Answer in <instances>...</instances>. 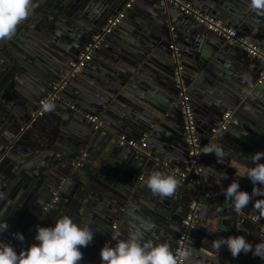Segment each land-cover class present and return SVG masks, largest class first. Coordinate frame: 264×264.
<instances>
[{
    "label": "water",
    "instance_id": "obj_1",
    "mask_svg": "<svg viewBox=\"0 0 264 264\" xmlns=\"http://www.w3.org/2000/svg\"><path fill=\"white\" fill-rule=\"evenodd\" d=\"M140 1L135 0L138 8L129 12L136 20L132 37L108 55L110 62L100 76H90L89 91L81 90L83 94L80 92L71 103L64 96L72 83L86 81V68L41 117L34 118V114L50 93L52 83L70 69L93 36L120 9L113 0H100L99 5L98 0H32L30 15L17 26L13 37L0 41V220L31 242L38 226H51L65 215L80 225H89L94 237L81 248L79 264H99L100 250L112 235L114 224H119L117 231L124 238L135 213L154 225L145 239L167 243L174 252L187 216L177 210L179 202L172 200L178 195L177 188L171 196L159 197L139 180L152 171L172 175L159 164L171 162L175 168L173 158L185 157L188 161L182 107L174 82L176 65L167 32L169 22L182 27L177 20L188 17L162 0H145L148 4L143 5ZM231 6V12H236L231 26L254 36L259 21L253 17L256 13L249 20L245 18L252 10L249 0H235ZM196 27L192 23L185 28L186 34H179L181 41L176 47L195 113L208 124L207 138L202 142L218 144L225 153L221 161L214 154H205V171L218 168L219 176L226 173L222 190L236 179L240 190L251 193L253 184L241 177V172L246 165L251 166L250 158L245 157L264 152V89L256 85L257 76L251 79L242 72L240 75L231 66L246 65L243 57L248 55L244 51ZM104 45L95 55L98 62L99 54L105 53ZM217 58L229 61L230 66H219ZM190 69L197 79L188 85L184 73ZM161 76L174 85L176 97L169 94L166 103L154 110L134 96L140 94L144 103L150 102L147 89L139 88L149 87L145 77L158 84L163 82ZM134 105L143 110L144 118L162 127L170 112L179 114L178 141L159 146V153L148 147V155L120 146L119 137L124 134L141 140L152 132L151 122L133 120ZM227 112H232L229 128L213 137L212 131L218 129ZM87 116H97L103 128L96 131ZM112 125L116 131L109 128ZM237 125L242 134L234 133ZM150 140L147 138L149 146H155L156 140ZM211 175L212 171L206 172V180L214 185ZM56 193L58 201L53 203ZM221 195L226 201L223 192ZM215 204L218 210L209 217L200 215L203 223L198 224L202 229L201 224L214 221L215 228L205 238L194 235L188 264H264L251 252L233 258L225 246L219 250L212 246L213 240L236 235L244 236L253 246L264 241V216L252 202L239 212L228 200L225 206ZM250 214L259 217L258 222L245 219Z\"/></svg>",
    "mask_w": 264,
    "mask_h": 264
},
{
    "label": "clouds",
    "instance_id": "obj_2",
    "mask_svg": "<svg viewBox=\"0 0 264 264\" xmlns=\"http://www.w3.org/2000/svg\"><path fill=\"white\" fill-rule=\"evenodd\" d=\"M31 5L32 0H0V41L13 37L17 26L30 15ZM249 8L264 9V0H249ZM44 107L51 110L54 105L46 104ZM203 151L204 154H214L217 161L225 157L221 146L215 143L205 145ZM245 158H250L251 166H245L241 177H247L253 184L251 193L240 190L239 180L236 179L222 192L236 211L243 210L252 202V207L264 216V163H261L264 152H256ZM210 171L206 169V172ZM227 178L226 173L221 175L218 183ZM178 183L174 176L160 171L150 172L144 180L147 189L159 197L171 196ZM134 219L137 222L130 224L126 238H121L119 231H113L111 241L114 243L108 241L101 248L100 264H180L181 261H189L192 255L189 250L175 255L167 243L146 240L145 234L154 225L148 220ZM7 230V222H0V234ZM93 237L94 232L89 225H80L65 215L51 226H38L34 242L20 251L11 243L0 241V264H79L83 256L81 248L88 246ZM14 238L24 240L20 233H15ZM212 246L217 250L225 246L233 258L242 252H251L254 257L264 261V241L253 246L244 236L236 235L213 240Z\"/></svg>",
    "mask_w": 264,
    "mask_h": 264
},
{
    "label": "built area",
    "instance_id": "obj_3",
    "mask_svg": "<svg viewBox=\"0 0 264 264\" xmlns=\"http://www.w3.org/2000/svg\"><path fill=\"white\" fill-rule=\"evenodd\" d=\"M135 0H131L125 7L118 12V14L106 22L101 32L93 36L90 43L84 48V51L77 58L76 62L71 63L70 69L66 70L59 78L51 85V90L48 96L40 102V109L34 118L43 116L45 105L52 102L58 101L60 95L67 90L69 85L77 79L78 75L81 74L88 65L94 60L95 55L103 47L106 39L114 33V31L120 27L125 19L127 18L128 11L132 9ZM163 3L172 5L176 10L182 13L184 16L193 20L198 27L210 32L216 37L222 38L229 45L236 47L244 51L248 57L258 61L264 65V49L261 48L256 42L250 40L244 35H241L237 30L226 27L220 21L213 16L204 13L200 8L195 6L193 3L184 0H162ZM21 24V23H20ZM174 32V29H171ZM173 51V59L176 65L175 70V87L178 89V97L182 107L183 116V128L185 132V144L187 146V157L188 166L184 169L172 168L170 163L164 162L159 164L163 169L168 170L179 182L186 185L193 191V200L190 205V210L187 217L183 220L182 230L179 238L176 242L174 254L179 255L182 250H190V243L192 242L195 230L200 222V211L203 206L208 203H218L219 205H226L227 201L222 200V195L219 191L210 186L206 181L205 161H204V146L212 144L208 142L203 144L197 123L196 113L188 94V89L185 85L184 79L182 78L183 67L181 66V54L179 49L174 45L170 46ZM257 86L264 85V72L261 73ZM74 109V107H73ZM88 122L93 125L96 131L103 128V123L97 116H87ZM232 122V112H227L224 115L223 121L220 122L218 129L212 131L213 137L218 135L220 131H226ZM119 143L122 147H128L135 150L139 154H149L147 137L141 140L129 139L126 136L119 137ZM158 161V160H157ZM57 193L53 203L58 201ZM252 222H258V217L254 214H250L245 217ZM1 222V220H0ZM118 230V226H113V231ZM264 232V225L262 226ZM19 233L15 230L9 229L0 234V241L5 243H11L17 251L26 248L31 243L30 239L24 236L23 241H18L14 238V234ZM112 236V235H111ZM111 236L104 242H112ZM103 244V246H104ZM102 246V247H103ZM187 262L181 261L180 264H186ZM100 264V256H99Z\"/></svg>",
    "mask_w": 264,
    "mask_h": 264
},
{
    "label": "crops",
    "instance_id": "obj_4",
    "mask_svg": "<svg viewBox=\"0 0 264 264\" xmlns=\"http://www.w3.org/2000/svg\"><path fill=\"white\" fill-rule=\"evenodd\" d=\"M113 1H115L114 5H117V7L120 9L119 12L125 7V5L127 3L131 2V0H113ZM184 1L193 3L195 6L200 8L204 13L209 14L210 16H213L218 21H220L222 24H224L226 27L234 29L231 26V23H232L231 21L233 20V16L236 15V12H231V10L228 8V6L232 7L231 3H234L235 0H184ZM239 1H245V0H239ZM140 2L142 5L148 4L145 0H141ZM99 3H100V0H98L97 5H99ZM137 8L138 7H135V2H134L132 9L128 11L127 18L125 19L123 24L112 35L113 36V37H111L112 39L108 40L109 43H107V45H104V47L106 49L104 50L105 51L104 54L103 53L99 54V57H100L99 60L100 61L98 62V60L95 56L94 60L88 65V67L86 69V73H87L86 74L87 76L85 77L86 81L85 80L76 81V82L71 84L70 89H68L64 95L66 97L67 102H70V103L74 102L75 99L78 97V94L80 92L83 94V92H82L83 90H85L86 92L89 91V88H88L89 82L88 81H90V78H91L90 76H98L102 70L104 71L105 70L104 69L105 64L110 62V58L108 57V55H113L114 54L113 52L116 51L115 49H119L120 45L127 44L126 38L132 37L131 28H133L132 25L135 24V22H136L135 18L131 19V17H130L131 14L129 16V12L133 13V11ZM255 13L257 15L256 16L253 15V17L259 21V23H258L259 27H258V29H255L254 34H253L256 38H254V36L244 35L237 29H235V30H237L241 35H244L247 38H249L250 40L256 42L261 48L264 49V12L261 13V10L258 11V10L252 9L251 12L246 15L245 18H247L249 20L248 17H251L252 14H255ZM135 15H136L135 17L140 16L137 14H135ZM177 21H178V24H182V27L181 26L179 27L175 23L171 24L169 22L168 26H167V29H168L167 32L169 33L170 44L174 43V45L179 46L180 41H181L180 40L181 35L179 36V34H182V33L186 34L185 28H188V26L190 24H192V23L195 24V23L193 20H191L189 18H180ZM196 28H197V30L200 29V27H196ZM171 29H174V32H172ZM201 30H203L202 31L203 33L206 32L204 29H201ZM151 37L152 36L148 37L147 39L150 40ZM183 41H184V39H183ZM141 42L142 41H139L138 43L141 44ZM181 50L185 51L183 49H181ZM243 58H246V60H247V63L245 66H243L239 63H234V64L230 63L231 66H233L236 70V73H238L240 75L242 72L245 76H248L251 79H253L254 77L257 76L256 81L258 82L261 73L264 72V65H262L261 63H259L258 61L254 60L250 57H248V58L243 57ZM215 62L221 67L222 66L226 67L227 65L230 66L229 61H226L225 59L217 58L215 60ZM185 71H186V73H184V76H185L186 82L189 83L188 85H191V83L195 79H197V77L194 78L195 76L193 73H195V71H192L191 69L189 71L188 70H185ZM167 74H168V72H166V76H167ZM145 79H146L147 83L149 84L148 85L149 87L146 88V87L140 86L139 89L140 90H142L144 88L147 89L146 94L149 95L148 97L150 98V102L144 103L142 98L139 96L140 94H136V96H134V97L136 99H138L139 101L143 102V104H146L148 107H151L152 109L155 110V109H157L158 106H161V105H163V103H166V101L168 100L166 97L169 96V94L173 93V96L176 97L175 92H174V85L172 83H169L167 81L168 80L167 78H164L163 76H161V79L163 80V82L161 81L158 84L153 82V80L150 78L145 77ZM260 88L264 89V85H261ZM133 101H135V100H133ZM135 103H138V102L135 101ZM126 108H128V107H126ZM142 111L143 110L140 109L139 107H137L136 105H134L133 108H131V113L134 114V115H132L133 120H136L138 118V119H142V121H144V122H151L150 124H151L152 128L151 127L150 128L152 129V132L149 136H145V137H147L149 139V141H151L150 139H155L156 141H154L155 146H153V144L152 145L150 144V146H149V144H148L149 148H151L153 150L152 147H154V149H156L155 153H159V146H162V145L164 146L166 142L172 143L171 142L172 140H174L173 142H175V140L178 141L179 133H180V130H179L180 127L179 126L181 125V123L179 121V117H180L179 114L175 115V114H171V112H170L169 113L170 117L166 118V121H167L166 126L162 127L160 124L155 125L153 119L150 118V120H149L146 117L144 118V114ZM196 117H197V121H198V129H199L201 139H203V138L206 139L207 138V131H208L207 121L203 117L200 118L197 115H196ZM115 127H116L115 125H112L109 128H112L115 130ZM181 128H182V126H181ZM234 129L236 130V131H234L235 134H242L244 132L240 128L239 125L234 127ZM259 134H261V132ZM122 136H126L129 139L136 140L132 136H128L125 134ZM182 148L184 149V146H182ZM173 159L174 160H172V161H174V167L175 168L184 169L188 166V161H187V159H185V157H179V158H173ZM170 164H171V162H170ZM205 165H206V162H205ZM211 167H213V166H211ZM211 171L213 172L214 176L212 177V175H211L210 179L214 185H211L208 182L207 183L210 186H212L214 189H216L217 191L222 193L223 184H222V182L218 183L220 176L217 173V171H219V170H218V168H214V170L212 169ZM146 177H147V175L144 173L141 176L139 181L144 182ZM177 190H178V195L176 197H174L172 200L179 202V207L177 206V210H180L182 213H185V214L187 213L186 215H188V211L190 210V205H191V202H192L193 197H194L193 191H192V189L183 185L182 183H178ZM216 210H218V207L216 206V204L208 202L201 209L200 215H202L203 217H209V216H211V212L216 211ZM133 216L136 218L144 219L141 215H139L137 213L133 214ZM258 219H259V217H258ZM131 222L136 223L137 220L133 218V220ZM201 223H203V222H201ZM114 225L118 226L119 224L116 223ZM201 225L204 226L203 227L204 229L199 228L197 225L196 230L198 231V233L195 230V236L205 238L207 235L211 234V231H213V229L215 228L213 225H216V223H214V221H212V222H207L206 224H201ZM112 231H113V228H112ZM17 232H19V231H17ZM128 232H129V228H128ZM127 235H124V238H126ZM186 264H188V261Z\"/></svg>",
    "mask_w": 264,
    "mask_h": 264
}]
</instances>
